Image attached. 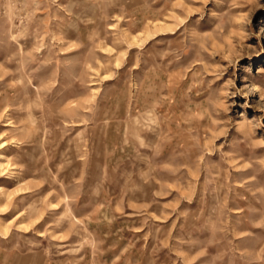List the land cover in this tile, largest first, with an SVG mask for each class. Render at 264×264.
Segmentation results:
<instances>
[{"label":"rangeland","instance_id":"obj_1","mask_svg":"<svg viewBox=\"0 0 264 264\" xmlns=\"http://www.w3.org/2000/svg\"><path fill=\"white\" fill-rule=\"evenodd\" d=\"M0 264H264V0H0Z\"/></svg>","mask_w":264,"mask_h":264}]
</instances>
